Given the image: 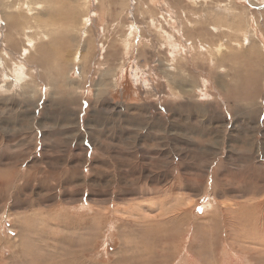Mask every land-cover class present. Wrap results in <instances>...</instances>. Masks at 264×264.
Returning a JSON list of instances; mask_svg holds the SVG:
<instances>
[{
  "label": "rangeland",
  "instance_id": "374dc122",
  "mask_svg": "<svg viewBox=\"0 0 264 264\" xmlns=\"http://www.w3.org/2000/svg\"><path fill=\"white\" fill-rule=\"evenodd\" d=\"M0 264H264V0H0Z\"/></svg>",
  "mask_w": 264,
  "mask_h": 264
},
{
  "label": "bare ground",
  "instance_id": "6f19581e",
  "mask_svg": "<svg viewBox=\"0 0 264 264\" xmlns=\"http://www.w3.org/2000/svg\"><path fill=\"white\" fill-rule=\"evenodd\" d=\"M22 5V4H21ZM225 10V9H224ZM227 10V9H226ZM214 13V12H213ZM165 22H167L168 20L167 19H165L164 20ZM156 22H158V21H156ZM153 23H155V22H153ZM198 24V23H197ZM157 25V24H156ZM133 27V26H132ZM155 27V26H154ZM196 29V28H195ZM134 30H135V27H133L132 28V30H131V34H133L134 33ZM173 30H174V28H173ZM199 31V30H198ZM30 33V32H29ZM169 36H170V39H171V41H173V43H175V46H177V48H176V53H179V54H182V52H181V47H178V43H176V41L173 39V35H171V34H168ZM168 37V36H167ZM187 38V37H186ZM27 41H28V43L30 44V46H34V40L32 39V38H29V37H27ZM174 45V44H173ZM195 45V44H194ZM132 47V45H131V43H129V41H127V44H126V49L127 50H130V48ZM31 49L33 48V47H30ZM217 50L218 51H220L221 50V48H217ZM29 51H30V49H29ZM178 54V55H179ZM6 63V62H5ZM170 63V62H169ZM15 65V64H14ZM10 67V66H9ZM21 77V76H20ZM206 80V79H205ZM21 83V82H20Z\"/></svg>",
  "mask_w": 264,
  "mask_h": 264
}]
</instances>
